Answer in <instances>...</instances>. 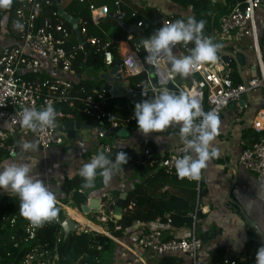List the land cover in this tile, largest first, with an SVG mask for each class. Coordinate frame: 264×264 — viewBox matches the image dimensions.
Instances as JSON below:
<instances>
[{"label": "built area", "instance_id": "obj_1", "mask_svg": "<svg viewBox=\"0 0 264 264\" xmlns=\"http://www.w3.org/2000/svg\"><path fill=\"white\" fill-rule=\"evenodd\" d=\"M77 3L86 10L93 25H99L100 22L110 17L109 14L122 13L123 21L118 23V26L125 30L123 28L126 23L124 22V3L122 0H112L111 5L97 4L92 0H77ZM53 5H55L54 0H23L11 10L0 8V26H2L0 29V133L7 137L0 139V152L2 153L0 162L31 161V157L27 154L28 151L19 145L20 143L23 144V141L18 139V131H23L19 125L15 126L13 132H9L3 126L5 121L10 122L13 117L19 119L17 113L23 107L41 110L46 105L52 104L54 108L66 106L76 111L84 117L87 124H94L98 128L93 138L94 149L97 152L94 150L93 155L100 151L108 155L111 146L105 141L107 137L110 138L112 135L109 130L120 127L130 131L136 124L133 116L134 105L127 100V94L131 93L140 98H148L141 95L142 91L147 92L148 96H153L162 89L171 86V91L177 94L184 93L198 100L203 111L214 110L218 117L230 106H233L238 112L245 110L248 98L258 90L262 92L264 99V39L259 34L257 23V11L262 8L260 17L264 26V7L261 6L260 0H235L228 11L218 18L212 34L210 36L205 35L211 38L212 42L218 37L228 41L235 33L240 32V36L250 40L249 51L252 54L251 63L255 73L242 82L233 77L228 64L221 61L219 54L215 64H202L198 70L190 73L187 77L173 73L165 56L156 58L151 64L146 63V53L141 45V40L133 43L127 49L124 57L115 60V51L120 56L119 44L106 36L88 37L86 19H76L82 45L77 43L74 49L67 51L65 46L71 32L64 24L66 20L58 13L57 8L53 9ZM134 6L130 8L129 14L133 20L136 19L132 25L139 31L142 30L146 19L138 11L139 7L153 9L159 14L158 24L153 23L158 28L176 20H186L188 17H193L191 7L181 8L170 0H137L134 2ZM66 15L72 18L68 13ZM16 22L23 24V28H15ZM132 35L133 33H129L127 42L132 40ZM83 45L85 47L88 45L93 55L101 57L106 73L110 72L117 61H121L117 73L121 76L122 83L126 82L127 84L125 96H121L125 100L124 105H116L115 101L120 97L105 92L102 88L94 89L85 95L73 92L75 85L91 79L89 66L85 67L84 65V70L77 71L74 65L78 52H83ZM224 46H226L225 43ZM173 50L178 52L177 57H181L185 56L184 51H189L190 48L188 45L178 43L173 46ZM147 64L152 70L155 86L152 84V77L147 69ZM139 77L141 80L135 82L134 79ZM55 110V127L37 128L24 133L28 134V143L34 145L33 152L37 151L36 155L38 156L35 157V160L43 172L40 178L55 193V206L64 217L57 216L54 221L61 227L67 219L78 224L66 210L67 207L72 206V202L64 203L61 201L63 198L61 187L67 177H72L78 173V169L83 163H86V161L83 162L86 156V148L80 137L71 139V141L77 140V143L74 145L71 143V146H68L70 138L67 137L65 131H60L59 128L63 127L67 120L74 119V116L72 113ZM254 111L246 128L257 134V138L248 147L240 151L237 164L252 173L258 182L264 184V105L254 109ZM121 113H127V115L123 117ZM79 131L76 132L79 133ZM127 148L135 154V162L119 167L113 174L117 182L125 184L127 189L133 183L140 181L138 169L141 165L154 171L162 170L168 176L178 177L174 162L178 155L185 154L183 151L171 149L165 152H157L149 143L141 141ZM54 152L61 154L63 162L60 167H63L64 170L53 171ZM102 180L103 178L98 175L96 182L91 187L81 191L85 196L83 205L88 206L89 200L96 199L99 201L98 208L88 207V212L83 213L82 205L80 210L76 208V212L92 224L106 222L115 224L117 220L111 212L106 211V208L114 204L121 192L117 189L105 190L100 185ZM184 180L192 181L198 185L201 174L198 180L187 178ZM5 194H7L5 191L0 190V195ZM202 212L203 208L197 204L195 209L188 214L191 219L189 229L181 237L164 236V225L175 226L172 224L170 213H164L146 223L136 221L137 229L135 228V232L139 231V233L134 235L133 243L141 251H147L158 259L166 254L184 253L190 257L191 264H199L197 256L202 248V241L198 237L196 223L198 215ZM79 225L81 228L79 231H95L88 224L79 223ZM35 229L31 224L28 225L27 230L30 239L33 238ZM101 233L109 237L120 249L127 251L131 246L124 240L113 238L104 231ZM122 254L121 252L120 256ZM32 260L33 255H29L24 264H30ZM138 260L136 262L134 259L121 257L116 264H150ZM254 261V254L247 256L223 255L215 260L210 259L203 264H255ZM37 263L54 264L53 261L50 263L38 261Z\"/></svg>", "mask_w": 264, "mask_h": 264}, {"label": "crops", "instance_id": "obj_2", "mask_svg": "<svg viewBox=\"0 0 264 264\" xmlns=\"http://www.w3.org/2000/svg\"><path fill=\"white\" fill-rule=\"evenodd\" d=\"M14 1L22 2L23 0ZM92 1L97 4L105 3L111 5L112 3V0ZM133 1L135 2L137 0ZM260 1L261 6L264 7V0ZM123 3L124 9L129 14L130 8H133V5L126 4L124 1ZM58 5L63 14L68 13L67 11L69 10H73L76 6H80L77 3V0H59ZM261 9L257 11V23L259 34L261 38L264 39V26L260 17ZM128 20L131 21L129 18ZM133 22L131 21V23ZM1 28L2 27H0V29ZM213 29L214 28H212L210 34L206 35L210 36ZM104 33L105 32H103V34ZM107 36V38L119 44L120 56H118V59L126 55L127 49L133 43L142 40V38H147L142 30H140L138 34H133L132 40L128 42V32L125 37H121L118 40L114 39L113 36H109V34ZM213 43L222 45L217 52L219 57L225 54L230 56L231 59L228 66L236 80L242 82L244 79L255 73V69L251 63L252 54L249 51L250 40L247 37L240 36L239 32L230 37L228 41H224L218 37L215 41H213ZM224 43L226 46H224ZM238 56L241 57V61L237 59ZM102 86L100 88H102ZM123 102H125L124 99L120 97L115 101V104L121 105ZM263 105V94L260 90H258L248 98L245 110L238 112L233 108V106L224 110L219 117L220 122L217 133L212 141V147L216 149L218 155L216 158L209 160L207 166L201 170L200 183L197 185L196 183L188 184L187 182L178 183L174 181L165 187V192L168 194H174L182 197H188L194 190H196V194H193L194 202L192 209H195L197 204L199 207L203 208V212L198 215V221L196 223L197 234L202 241V248L197 256L199 264L208 262L210 259L215 260L217 257H221L223 255H255L258 247L264 243L262 242L260 235L257 234V232L264 234V184L258 182L252 173L246 171L237 164V158L240 151L248 147L253 142L254 133L249 128H246V125L249 124V120L253 117L255 112L254 109L260 108ZM121 115L124 117L127 113H121ZM72 121L87 124L85 120L78 121L77 119H72ZM87 125L90 127L80 129L79 133L76 132L78 138L80 137L82 142L85 143L86 156L83 162H88L94 154L95 149L93 138L98 130L94 124L88 123ZM125 131L127 132V135L125 136L112 134L110 138L107 137L106 143L110 146L117 145L119 147H130L141 141L149 143V145L157 152H165L171 149L183 151V142L179 135V125H172L163 130L161 133H150L147 136L141 134L137 129ZM18 132V139H20L21 142L23 141V143L28 142V134H25L24 131ZM76 141L77 140L71 141L70 139L68 146H71V143L74 145L77 143ZM19 145L23 144L20 143ZM27 151V154L31 157V162L35 164V171L38 172L41 177L43 172L35 160V153L33 152V149ZM1 155L2 153L0 152V156ZM53 159V171L59 169L64 170L63 167H60V164L62 165L63 161L59 152H54ZM100 185L103 186L105 190L117 189L121 193H127L129 190L125 184L118 183L114 175L109 183H104L102 180ZM199 190H201L200 195ZM95 196L98 195L95 194ZM189 200L187 198V201ZM69 208H72L76 213L77 207L72 205L71 207L69 206ZM76 216H79V214H76ZM76 218H80V216ZM94 225L99 227L101 232L104 231L101 224ZM135 228L136 227L134 226V228L126 230V234L124 236V241L130 244L131 248L129 247V249L125 251L120 249L118 245L115 244L112 262L116 264L117 261L123 257V259H134L136 262L140 259L150 264H157L159 261L157 257L147 251H141L133 243L134 235L139 233V231L135 232L137 229ZM188 229L189 226L168 227L164 225L163 233L164 236L181 237ZM121 252L123 253L122 256H120ZM174 255L181 259V264H191V260L188 255L184 253H175Z\"/></svg>", "mask_w": 264, "mask_h": 264}, {"label": "trees", "instance_id": "obj_3", "mask_svg": "<svg viewBox=\"0 0 264 264\" xmlns=\"http://www.w3.org/2000/svg\"><path fill=\"white\" fill-rule=\"evenodd\" d=\"M123 1L135 7L134 1ZM170 1L178 4L181 8L187 6L191 7L193 17H195L197 21H205V28L203 30L204 35L210 34L212 28L216 27L218 18L227 12L230 6L235 2V0ZM20 3L21 2L12 0L11 5L7 9L11 10ZM53 9H56L55 5H53ZM138 11L146 16L142 31L144 35L148 37L158 28L153 23L158 24L159 14L155 10L145 7H139ZM67 12L72 18L87 20L86 30L88 37H108L107 35L109 34L110 28L112 29V33L110 34L116 40L125 37L127 34L125 30L118 26V22H116L113 17H107V19L100 22L99 25H93L84 8L76 6L73 10ZM128 18L131 19L132 22L136 21V19L133 20L130 14L124 9V22L132 24ZM64 24L71 32V36L65 46V49L70 51L77 46V40L71 24L66 21ZM103 32L105 33L103 34ZM188 46L191 48L193 45L188 44ZM86 48L89 50L90 69L101 73L105 71V66L101 57L99 55H93L88 45H86ZM184 54L188 55L189 51H184ZM173 55L178 56L179 54L177 51L173 50ZM114 59L118 60L116 51L114 52ZM74 65L77 71L85 69V55L82 51L78 52ZM140 80L141 77L134 79L135 82ZM94 89L100 88L90 79L75 85L73 92L85 95L91 93ZM55 109L64 113H72L74 119L78 121L85 120L84 117L80 116L76 111L66 106H57ZM133 129H137L136 124L133 125ZM256 138L257 134L254 133L253 141ZM122 151H125L128 157L126 165L135 162V154L127 147L112 145L107 156L114 160L117 153ZM138 170L140 181L133 183L127 191L126 203L121 218L117 220L115 224L111 222L102 223L101 227L104 232L113 238L124 240L126 230L134 228L136 221L139 223H146L154 220L156 217L162 216L164 213L171 214L173 225L189 226L191 219L188 217V213L193 211V194H196V190L188 197H182L168 194L165 192V187L174 181L178 183L187 182L188 184H193L194 182L186 181L176 176H168L162 170L154 171L144 165H141ZM83 183L78 173L74 174L72 177H67L61 187L63 193L61 201L64 203L71 201L72 205L80 210L85 202V196L81 193L82 190L86 189ZM200 193L201 190H199V195ZM187 198L190 200L187 201ZM66 210L74 217L76 216L72 208L67 207ZM57 216L60 218L64 217L60 211H57ZM75 221L80 224H88L94 230H98L96 225L89 223L82 216ZM29 224L30 223L20 215L18 198L15 196L10 197L8 194L0 195V264H24L26 257L29 255H33V260L30 264H38V261L42 263H50L53 261L54 264H115L112 262L115 243L103 233L90 230L86 232L77 230L68 233V235L64 237L61 227L53 220L52 222H46L42 227L36 228L33 238L30 239L29 231L27 230ZM157 264H181V259L174 254H166L159 258Z\"/></svg>", "mask_w": 264, "mask_h": 264}, {"label": "clouds", "instance_id": "obj_4", "mask_svg": "<svg viewBox=\"0 0 264 264\" xmlns=\"http://www.w3.org/2000/svg\"><path fill=\"white\" fill-rule=\"evenodd\" d=\"M11 3L12 0H0V8L6 9ZM14 27L22 29L23 24L16 22ZM204 28V20L197 21L195 17H188L186 20H176L155 29L147 38L141 40L146 53L145 62L151 64L156 58L165 56L172 72L181 77H187L202 64H215L217 52L222 45L213 43L211 38L206 37ZM178 43L193 45L188 55H173V46ZM141 95L148 98L134 105L133 116L137 130L147 136L150 133H160L172 125H179L185 154L178 155L175 159V172L178 178L198 180L208 161L218 155L212 147L220 122L218 114L214 110L205 112L198 100L166 88L153 96H148L145 91ZM17 115L19 119L13 117L10 122H4L3 126L9 132H13L17 124L25 133L37 128L55 127L56 110L52 104L41 110L23 107ZM6 138L0 133V139ZM22 147L30 150L34 145L24 142ZM127 161L125 151L117 153L114 160L100 151L82 164L78 175L85 188L91 187L98 175L103 178L104 183H109L114 172L126 165ZM0 190L10 197L18 198L20 215L34 228L42 227L57 217L55 193L40 178V174L35 171V164L31 161L0 162ZM257 234L264 242V234ZM254 262L264 264V243L258 247Z\"/></svg>", "mask_w": 264, "mask_h": 264}, {"label": "water", "instance_id": "obj_5", "mask_svg": "<svg viewBox=\"0 0 264 264\" xmlns=\"http://www.w3.org/2000/svg\"><path fill=\"white\" fill-rule=\"evenodd\" d=\"M55 3L57 6L58 13L60 15H62L63 19H65L66 21H68L71 24L72 29H73L74 34H75L76 39H77V43L82 45V39H81L79 30L76 26V19L69 18L66 14H63L61 12V9L59 8V5H58L59 0H55ZM109 16L113 17L115 20H117L118 23H121L123 21V14L122 13H120V14H109ZM123 28L128 33L138 34L140 32L139 29L133 25H127L126 24V25H123ZM82 48H83V53L85 55V67H88L89 66V50L84 45ZM220 59H221V61L229 64L231 58L229 55H221ZM237 59H239L241 61L240 56H238ZM120 66H121V61H117L109 73H106L105 71H103L102 73H100V76H99V78L102 81H104L102 89L105 92H109L116 97L125 96V87L127 85L126 82L122 83L121 76L117 73L118 67H120ZM147 69L149 71L150 76L152 77V84L155 86V79L153 78L152 70H151L149 64H147ZM167 89L171 91V86H169ZM144 99H147V98H143V97L140 98L139 96H137L135 94H131V93L127 94V100L130 101L133 105H135L136 102H139V101L144 100ZM133 111H134V107H133ZM89 127L90 126H88L86 124H81L80 122H74V121L70 120V121L65 122L63 124V127H60L59 130L65 131L68 138L77 139L78 135H76V131H78L80 129H84V128H89ZM109 131H110V133L115 134L117 136L127 135V132L120 127L111 128ZM126 197H127L126 192L120 193L118 195L116 201L114 202V204L109 205L106 208V211L111 212L116 220H119L121 218V211L125 207ZM98 206H99V201L96 199H91L88 202V206H85V205L82 206V211H83V213H87L88 207L92 208V209H97ZM135 227H137V225ZM61 229H62L64 237H66L68 235V233L75 232L77 229H79V224L73 222L72 220L67 219L62 223Z\"/></svg>", "mask_w": 264, "mask_h": 264}, {"label": "rangeland", "instance_id": "obj_6", "mask_svg": "<svg viewBox=\"0 0 264 264\" xmlns=\"http://www.w3.org/2000/svg\"><path fill=\"white\" fill-rule=\"evenodd\" d=\"M129 22V21H128ZM0 27H2V26H0ZM110 33H112V29L110 28L109 29V36H111V34ZM86 71H89V70H86ZM93 71V70H92ZM100 73L101 72H97V71H93L92 73H91V69H90V77L92 78V81H93V83L94 84H96L99 88L102 86V84H104V81H102L100 78H99V76H100ZM125 101V100H124ZM125 104V102H123L121 105H124ZM18 134H19V132H18ZM107 141H109V140H107ZM35 153V157H37L38 155H36L37 154V151L36 152H34ZM79 229H81L80 227H79Z\"/></svg>", "mask_w": 264, "mask_h": 264}, {"label": "bare ground", "instance_id": "obj_7", "mask_svg": "<svg viewBox=\"0 0 264 264\" xmlns=\"http://www.w3.org/2000/svg\"><path fill=\"white\" fill-rule=\"evenodd\" d=\"M166 61L168 62V60H167V58H166ZM69 214V216H71L74 220H76L77 218L76 217H74L73 215H71L70 213H68ZM76 214H78L77 212H76ZM97 227V226H96ZM98 232H101V230L99 229V227H98V230H97Z\"/></svg>", "mask_w": 264, "mask_h": 264}]
</instances>
